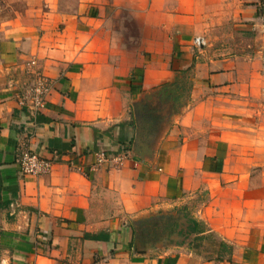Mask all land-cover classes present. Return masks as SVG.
I'll return each mask as SVG.
<instances>
[{
    "label": "crops",
    "instance_id": "0c3cea01",
    "mask_svg": "<svg viewBox=\"0 0 264 264\" xmlns=\"http://www.w3.org/2000/svg\"><path fill=\"white\" fill-rule=\"evenodd\" d=\"M181 207L231 251L141 247ZM0 264H264V0H0Z\"/></svg>",
    "mask_w": 264,
    "mask_h": 264
},
{
    "label": "rangeland",
    "instance_id": "374dc122",
    "mask_svg": "<svg viewBox=\"0 0 264 264\" xmlns=\"http://www.w3.org/2000/svg\"><path fill=\"white\" fill-rule=\"evenodd\" d=\"M189 89V84L186 86ZM186 100V91L181 98L176 99L172 104V111H177L181 108L182 104ZM192 218L191 211L184 209L183 207L173 209L172 211L159 212L149 216L138 222L137 227L139 234L141 235V247L143 248H162L166 244L181 242V241H193V237H186L185 231L189 225V219ZM146 236V238H145ZM146 239V240H144ZM145 241V242H144ZM196 243L197 241H193ZM219 242L213 236L203 239L197 247V250L201 251L205 258L215 257V250L218 247Z\"/></svg>",
    "mask_w": 264,
    "mask_h": 264
},
{
    "label": "built area",
    "instance_id": "2783aa9c",
    "mask_svg": "<svg viewBox=\"0 0 264 264\" xmlns=\"http://www.w3.org/2000/svg\"><path fill=\"white\" fill-rule=\"evenodd\" d=\"M195 43L200 46L204 43V39L197 37ZM34 63L35 61L32 62V64ZM32 74V81L19 93V101L21 105L27 107L35 115L45 106L51 87L42 73L35 71ZM17 160L21 173L34 177L50 173L53 167V160L40 156L26 145L20 146ZM102 160H106L105 155L100 157V161Z\"/></svg>",
    "mask_w": 264,
    "mask_h": 264
},
{
    "label": "trees",
    "instance_id": "16d2710c",
    "mask_svg": "<svg viewBox=\"0 0 264 264\" xmlns=\"http://www.w3.org/2000/svg\"><path fill=\"white\" fill-rule=\"evenodd\" d=\"M205 230L206 229H205L204 224L192 217L189 219V225L185 231V236L190 237L191 235H194L193 241L194 240L197 241L196 243H197V246L199 247V244L201 243V239L204 238V237H201L199 234L205 232ZM210 236L211 235H208V236H206V238H208ZM145 238H146V236H145ZM144 240H146V239H144ZM217 251H219L218 259H221L222 258L221 253L223 251H231V249L224 242H219L217 249L213 253H217Z\"/></svg>",
    "mask_w": 264,
    "mask_h": 264
},
{
    "label": "water",
    "instance_id": "95a60500",
    "mask_svg": "<svg viewBox=\"0 0 264 264\" xmlns=\"http://www.w3.org/2000/svg\"><path fill=\"white\" fill-rule=\"evenodd\" d=\"M140 150H141V148H140V146H138V147H137V152H138V153H141ZM136 247H137V245H136ZM137 248H138V247H137Z\"/></svg>",
    "mask_w": 264,
    "mask_h": 264
}]
</instances>
